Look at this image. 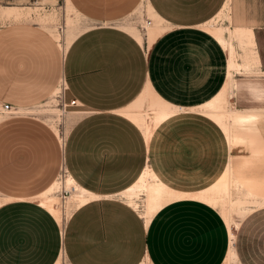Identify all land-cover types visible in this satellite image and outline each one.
Returning <instances> with one entry per match:
<instances>
[{
  "label": "crops",
  "instance_id": "1",
  "mask_svg": "<svg viewBox=\"0 0 264 264\" xmlns=\"http://www.w3.org/2000/svg\"><path fill=\"white\" fill-rule=\"evenodd\" d=\"M72 1L80 13L99 21L125 15L140 3L148 9L150 3L166 29L148 47L146 33L141 44L125 29L92 26L61 57L56 41L38 26L0 27V102L20 109L41 103L59 79L66 99L77 102L62 149L54 131L30 113L0 120V199L12 198L0 205V264H57L63 253L67 264H142L147 259L151 264H223L229 234L215 208L177 200L146 224L117 196L148 165L172 189H205L230 162L223 147L216 149L219 143L194 120V110L162 123L149 143L118 111L148 86L184 109H197L215 97L226 83L229 55L202 25L221 12L218 21L228 39V31L252 30L264 72V0ZM60 166L101 196L75 208L64 228L34 199L53 183Z\"/></svg>",
  "mask_w": 264,
  "mask_h": 264
},
{
  "label": "rangeland",
  "instance_id": "2",
  "mask_svg": "<svg viewBox=\"0 0 264 264\" xmlns=\"http://www.w3.org/2000/svg\"><path fill=\"white\" fill-rule=\"evenodd\" d=\"M14 6L27 8L25 12H30V14L23 15L19 18L9 17L7 8ZM144 6L145 3H140L139 5H136L135 8H133V6V9L131 8L128 10L125 15L114 19L99 21L93 19V17H88L82 11L80 13L72 0H0V27L6 26L14 28L20 27L24 24L29 26H38L42 31L47 32L51 37H53L58 45L61 57H63L65 36L69 27L68 25L72 26L77 33H82L85 29L92 26H116L125 29L128 32L135 31L144 34L146 33V30L143 29V27L147 26L148 19H150L152 23L155 22V18ZM28 7L31 9H28ZM215 24L216 26L214 28H210L211 31L209 32L216 38L220 36L228 47L230 44H233L235 46L237 60L239 62H249L252 55L250 48L245 45V38L240 39L239 37H233L231 34L232 31H228V39L225 35L226 29L222 27L220 21H217ZM234 75L236 85L232 90L231 95L228 94L223 100L216 103V106L224 110H228L233 107L235 110H246L250 112L255 111L259 112V114L263 116L264 72H261L260 67L252 65V67L248 70H241L236 72ZM57 89V94L53 92L47 99H45V101L31 105L29 109H20L13 106V113L9 115H1L0 120H6L14 116H18L20 113L23 114L31 112L32 114L30 113V115H32V117H37L39 119V123L54 131L57 135L60 149H62L63 139L64 136H66L67 131L66 127L70 117L76 110L77 104L72 105L71 101L66 99L65 87L62 79L57 81L55 91ZM140 106L143 110L147 109V105L145 103H142ZM192 109H185V111H191ZM193 112L194 113L191 115H195L194 117H196V119L194 120H197L199 125L203 124L208 127L209 138H214V144L217 142L219 143V146H215L216 149L220 150L223 147L225 155L223 157H226L227 159L229 157V161L231 160L234 167L241 172L240 176L252 178L253 180L255 179L258 187H264V121L262 122V125H258L252 129H248L244 125H231L230 129L233 138H238L239 140H236L234 147L230 149L222 129L208 117L202 115L200 108L194 110ZM177 115L191 116L185 114L184 111L178 113ZM228 123L229 121L227 120V124ZM224 138L226 139V143ZM260 142L261 145L259 144ZM257 147H260L261 152L255 155L254 151L256 152L257 150L252 149ZM216 154L222 156L221 152H217ZM220 161L221 159L218 162ZM63 168L64 167L61 168V166L59 167V171L53 181V184H58V188L54 193V196L56 197L55 207L64 212V223L61 224L59 222L62 228H64L68 219L66 211L69 205L68 202L70 196L69 194L66 202L64 203L60 192L62 187L60 182L62 181ZM244 189L246 188H241V190ZM236 192V190L233 191L234 197L238 195ZM118 198L121 199L120 197ZM215 209L222 215V217L230 214L234 220L241 222L240 228L235 230L240 260L239 264H264V209L258 210L252 215L241 220L240 216L230 208V199L226 194L222 195L219 199V205ZM62 264L67 263L63 261Z\"/></svg>",
  "mask_w": 264,
  "mask_h": 264
},
{
  "label": "bare ground",
  "instance_id": "3",
  "mask_svg": "<svg viewBox=\"0 0 264 264\" xmlns=\"http://www.w3.org/2000/svg\"><path fill=\"white\" fill-rule=\"evenodd\" d=\"M7 9L9 17L19 18L23 15L30 14V12H25L27 8L14 6ZM28 9L31 8L28 7ZM148 11L155 18L154 24H147L146 26L148 47H150L151 44L155 41V39L160 34H162L166 28L161 25L162 23H164V19L162 20L159 17V15L155 12L154 8L151 6L150 3L148 4ZM221 15L222 12L217 17L206 22L204 25H202V27H204L207 31H211L210 28H214L216 26L215 23H217ZM68 26L69 27L67 30V34L65 36L64 54L67 51V48L69 47L71 42H73L74 38H76V36L80 34L75 32L72 26ZM129 33H131L139 43L144 44L143 33L135 31H129ZM231 34L233 37H239L240 39L245 38V45L248 46L251 50V60L249 62H239L237 60L235 46L233 44H230L228 47L226 43H224V40L220 36H218L217 39L223 45L224 48H227V52L229 55L227 80L224 87L215 97H213L211 100L208 99V102L204 103L203 105L197 108H200L201 113L206 115L209 119L218 124L221 129H223L226 139L228 140L230 149L232 148L234 139H236L233 138L230 129L231 125H244L248 129H252L258 125H262V122L264 121V115H260L259 112H250L246 110H244V112L241 110H235L233 107L228 110H224L216 106V103L223 100L228 94L231 95L232 90L235 88L236 85L234 78V74L236 72H239L241 70L246 71L251 68L252 65H256L257 67H259V58L257 55L256 44L252 30L237 28L232 31ZM62 82L64 83L63 79ZM54 93L57 94L58 89L54 91ZM142 103H145L147 105L146 110H143L141 108L140 105ZM27 108L29 109V107ZM192 110L196 109L193 108ZM181 111H185V109L183 107H177L175 106V104L172 105L171 103L164 101L152 90L150 86H148L134 103L124 109L119 110L118 112L133 121L142 131L145 137L144 139L149 143L157 128L162 123H164L165 121H167L168 119H170ZM227 120L229 121L228 124ZM69 128L71 127L69 126ZM259 152H261L260 148L257 149L256 152L254 151V154L257 155ZM240 173L241 172L234 167L232 161L230 160L227 168L222 173V175H220V177L215 183L211 184L205 189L189 193L177 191L169 187L167 184L163 183L159 179L155 171L148 165L144 169V171H142L138 179L128 188L118 193L117 196L120 197L129 206L133 207L137 211V213L139 212L145 223L148 224L151 221L152 217L160 209L164 208L165 205L171 202L182 199H193L205 203L213 208H216L219 205V199L222 197V195L226 194L227 197H229L230 199V208L237 215H239L242 220L254 211L264 208V187H258L256 184L257 181H255V179L253 180L252 178L241 177ZM60 184L61 186L63 185L68 191H70L68 202L69 205L66 211V214L68 216L67 218L70 217L75 208L93 199L101 197L100 195L88 191L87 189L80 186L70 174L68 175L67 179L64 180L62 183L60 182ZM57 188L58 184L52 183V185H50L46 190L42 191L37 196H34V199L36 198L38 200V203L42 207L47 209L52 215H54L55 218L62 224L64 223V212L55 207L56 197L54 196V193ZM241 188L246 189L241 190ZM234 190H236V193L238 194L236 195V197H234L233 194ZM9 197L10 196H8L7 198L0 199V205L5 201L12 199ZM223 218L227 225L229 234V248L228 252L226 253V258L223 264H239L240 260L236 249L237 237L235 230H238L240 228L241 222L234 220V218L230 214L224 216ZM63 260L64 253L62 254L61 259L57 264H60ZM142 264L151 263H149L147 259Z\"/></svg>",
  "mask_w": 264,
  "mask_h": 264
},
{
  "label": "built area",
  "instance_id": "4",
  "mask_svg": "<svg viewBox=\"0 0 264 264\" xmlns=\"http://www.w3.org/2000/svg\"><path fill=\"white\" fill-rule=\"evenodd\" d=\"M147 24L150 25L151 24L150 21L147 22ZM143 29L146 30V27H143ZM71 104L72 105H76L77 104L76 100L71 101ZM13 108L14 107L11 104H9V103L0 102V115H9V114H12L13 113V110H14ZM68 175H69V172L65 168H63V170H62V181L61 182H63L64 180H66L67 177H68ZM60 192L62 194V197L61 198L63 199V201L65 203L66 200H67V198H68V195L70 194V191H68L62 185Z\"/></svg>",
  "mask_w": 264,
  "mask_h": 264
}]
</instances>
